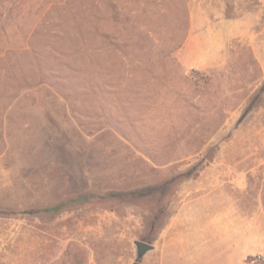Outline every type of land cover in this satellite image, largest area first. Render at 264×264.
I'll return each mask as SVG.
<instances>
[{
	"label": "rangeland",
	"instance_id": "1",
	"mask_svg": "<svg viewBox=\"0 0 264 264\" xmlns=\"http://www.w3.org/2000/svg\"><path fill=\"white\" fill-rule=\"evenodd\" d=\"M169 228L264 264V0H11L0 264H176Z\"/></svg>",
	"mask_w": 264,
	"mask_h": 264
},
{
	"label": "crops",
	"instance_id": "2",
	"mask_svg": "<svg viewBox=\"0 0 264 264\" xmlns=\"http://www.w3.org/2000/svg\"><path fill=\"white\" fill-rule=\"evenodd\" d=\"M189 201H191V200H189ZM192 203L193 202L185 203V204L191 205ZM182 209L183 208H181L179 212H177L173 215V217L171 218L172 221H183V220L191 218V217L186 218L185 215L188 213H182L181 212ZM201 214L202 213H198L199 217L197 219L200 218ZM189 215H191V214H189ZM217 218L220 220L222 218V214H219V215L217 214ZM211 219H215V217H211ZM176 228H178V227H176ZM175 230H176L175 232H172L170 228L165 229L164 232L161 233V236H163V235H165L166 237L169 236L171 239H173L176 242V246H175V250H174V258H175V260H177L176 264H189V263L194 262V261L198 262L197 259L204 258L205 256L209 257L212 255L211 251L204 250V247H201V246L194 248L193 250H190V252L187 250L186 245L182 244V246L179 248V246L177 244L178 239H179L178 233H177L178 229H175ZM166 253H168V251H165V254ZM190 253H191V255H190ZM179 255H181V256H179ZM166 258H167V256L165 257V259ZM212 258H213V256H212ZM178 260H181V261L178 263ZM214 262H216L215 259H212V263H214Z\"/></svg>",
	"mask_w": 264,
	"mask_h": 264
},
{
	"label": "water",
	"instance_id": "3",
	"mask_svg": "<svg viewBox=\"0 0 264 264\" xmlns=\"http://www.w3.org/2000/svg\"><path fill=\"white\" fill-rule=\"evenodd\" d=\"M135 244L137 245L138 248V256L141 257L143 256L147 251L151 250L154 248V245L151 243H148L143 240H135ZM140 264V263H136Z\"/></svg>",
	"mask_w": 264,
	"mask_h": 264
},
{
	"label": "trees",
	"instance_id": "4",
	"mask_svg": "<svg viewBox=\"0 0 264 264\" xmlns=\"http://www.w3.org/2000/svg\"><path fill=\"white\" fill-rule=\"evenodd\" d=\"M11 0H0V13H3V9L6 7V5L10 2Z\"/></svg>",
	"mask_w": 264,
	"mask_h": 264
}]
</instances>
